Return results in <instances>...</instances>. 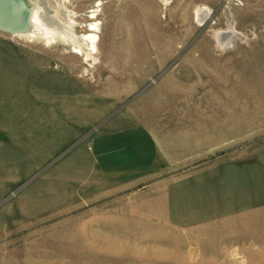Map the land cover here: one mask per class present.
Segmentation results:
<instances>
[{"label":"rangeland","instance_id":"374dc122","mask_svg":"<svg viewBox=\"0 0 264 264\" xmlns=\"http://www.w3.org/2000/svg\"><path fill=\"white\" fill-rule=\"evenodd\" d=\"M27 1L0 31V261L264 264V0ZM143 100L181 117V166L114 193L87 141Z\"/></svg>","mask_w":264,"mask_h":264},{"label":"crops","instance_id":"0c3cea01","mask_svg":"<svg viewBox=\"0 0 264 264\" xmlns=\"http://www.w3.org/2000/svg\"><path fill=\"white\" fill-rule=\"evenodd\" d=\"M166 96L172 99L175 94ZM120 116L104 124L86 145L88 170L109 182L111 192H141L180 168V136L175 129L181 117H176L172 106L148 105L143 100L130 114ZM165 142L170 150L165 149ZM161 184V180L157 181V185ZM15 262L3 260L0 264Z\"/></svg>","mask_w":264,"mask_h":264},{"label":"water","instance_id":"95a60500","mask_svg":"<svg viewBox=\"0 0 264 264\" xmlns=\"http://www.w3.org/2000/svg\"><path fill=\"white\" fill-rule=\"evenodd\" d=\"M32 7L27 0H0V31L9 35L26 34L32 29Z\"/></svg>","mask_w":264,"mask_h":264},{"label":"bare ground","instance_id":"6f19581e","mask_svg":"<svg viewBox=\"0 0 264 264\" xmlns=\"http://www.w3.org/2000/svg\"><path fill=\"white\" fill-rule=\"evenodd\" d=\"M204 8V7H203ZM201 11H202V9H201ZM206 13V12H205ZM199 14H201L200 12H198V15L196 16L197 17V19L200 17V15ZM31 25H32V27L34 28L35 27V23L32 21L31 22ZM93 30H94V27L92 28ZM85 41H88L89 43H90V45H91V48H92V51H94V48H95V37L94 36H90V37H88V38H86L85 39ZM78 50V49H77ZM75 53L76 54H80V50L79 51H75Z\"/></svg>","mask_w":264,"mask_h":264}]
</instances>
